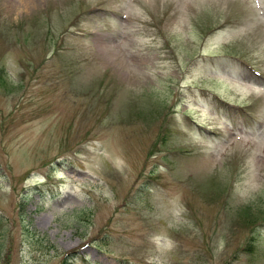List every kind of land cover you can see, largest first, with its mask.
<instances>
[{"label": "rangeland", "instance_id": "1", "mask_svg": "<svg viewBox=\"0 0 264 264\" xmlns=\"http://www.w3.org/2000/svg\"><path fill=\"white\" fill-rule=\"evenodd\" d=\"M0 264H264V0H0Z\"/></svg>", "mask_w": 264, "mask_h": 264}, {"label": "bare ground", "instance_id": "2", "mask_svg": "<svg viewBox=\"0 0 264 264\" xmlns=\"http://www.w3.org/2000/svg\"><path fill=\"white\" fill-rule=\"evenodd\" d=\"M17 4L19 5V7H22V8L26 7L25 1H19L17 2Z\"/></svg>", "mask_w": 264, "mask_h": 264}]
</instances>
